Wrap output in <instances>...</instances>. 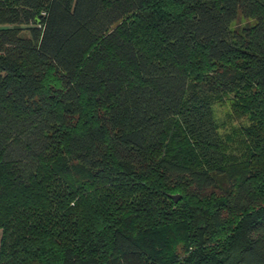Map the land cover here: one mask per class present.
<instances>
[{
    "label": "trees",
    "instance_id": "obj_1",
    "mask_svg": "<svg viewBox=\"0 0 264 264\" xmlns=\"http://www.w3.org/2000/svg\"><path fill=\"white\" fill-rule=\"evenodd\" d=\"M0 232V264H264V0H0Z\"/></svg>",
    "mask_w": 264,
    "mask_h": 264
},
{
    "label": "rangeland",
    "instance_id": "obj_2",
    "mask_svg": "<svg viewBox=\"0 0 264 264\" xmlns=\"http://www.w3.org/2000/svg\"><path fill=\"white\" fill-rule=\"evenodd\" d=\"M245 19L239 16L232 24L233 28H239L244 24ZM22 33L27 34V31ZM235 95L227 94L222 101H216L212 104L213 117L217 124L219 135L230 153H239L245 145L244 128L249 125L248 115L236 117ZM177 251L180 255L184 254V248L179 244Z\"/></svg>",
    "mask_w": 264,
    "mask_h": 264
},
{
    "label": "water",
    "instance_id": "obj_3",
    "mask_svg": "<svg viewBox=\"0 0 264 264\" xmlns=\"http://www.w3.org/2000/svg\"><path fill=\"white\" fill-rule=\"evenodd\" d=\"M169 196L173 198L175 201H177L181 195L179 193H174V194H169Z\"/></svg>",
    "mask_w": 264,
    "mask_h": 264
},
{
    "label": "crops",
    "instance_id": "obj_4",
    "mask_svg": "<svg viewBox=\"0 0 264 264\" xmlns=\"http://www.w3.org/2000/svg\"><path fill=\"white\" fill-rule=\"evenodd\" d=\"M0 236H1V232H0Z\"/></svg>",
    "mask_w": 264,
    "mask_h": 264
}]
</instances>
